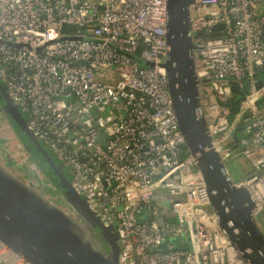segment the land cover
<instances>
[{"label":"built area","instance_id":"2783aa9c","mask_svg":"<svg viewBox=\"0 0 264 264\" xmlns=\"http://www.w3.org/2000/svg\"><path fill=\"white\" fill-rule=\"evenodd\" d=\"M167 21V0H0V82L72 189L115 228L119 264H246L171 107ZM189 21L199 112L221 160L249 167L233 182L264 230V0H194ZM7 133L0 159L13 166L24 148L0 107ZM1 250L0 264H25Z\"/></svg>","mask_w":264,"mask_h":264},{"label":"water","instance_id":"95a60500","mask_svg":"<svg viewBox=\"0 0 264 264\" xmlns=\"http://www.w3.org/2000/svg\"><path fill=\"white\" fill-rule=\"evenodd\" d=\"M193 2L167 0V52L163 68L171 107L185 146L203 179L218 227L246 264H264V230L252 215L254 204L243 188L234 185L226 164L212 147L199 112L200 81L195 76L193 60L196 47L189 35ZM0 107L15 133H23L58 178L59 186L48 180L61 199L59 204L54 203L0 159V244L25 264H119L121 248L115 228L104 226L72 189L65 177L66 169L56 163L27 128L1 82ZM237 138L238 134H234V141ZM23 148L25 151L24 144Z\"/></svg>","mask_w":264,"mask_h":264},{"label":"rangeland","instance_id":"374dc122","mask_svg":"<svg viewBox=\"0 0 264 264\" xmlns=\"http://www.w3.org/2000/svg\"><path fill=\"white\" fill-rule=\"evenodd\" d=\"M22 116L24 117L25 121L27 122L28 116L25 113H22ZM10 135H11L10 133H7V134H5V137H0V154H3L2 150L5 149L7 147V145H10L9 144V138H8V137H10ZM17 136H18L19 140H22L23 144L27 142L23 133L17 132ZM39 143L49 153V150H48L46 144L42 140H39ZM26 144H27V147H30V145H28V143H26ZM9 150L10 149L6 150V153H8ZM21 154H22V156H21ZM21 154L16 153L15 154L16 157H12V158H14L13 160L15 161V164L12 166L13 172L16 175H18L20 178H22L24 182L31 184L37 190H39L42 194H44L47 197H49L50 199H52L54 201V203L59 204L58 201L59 200L61 201V199L58 197V194L56 192H54L53 187L51 186V184H49V180L45 176L38 173L37 169H32L30 167L31 163L28 161V160H30L29 150L28 151L25 150ZM11 156H14L13 152L11 153ZM53 159L56 161V163L59 164V162L54 157H53ZM7 161H8V159H7ZM226 169H227L228 173L231 175L232 179L237 181V180L242 179V177L244 175L243 174L244 170H249V167L246 166L245 163L240 160L238 163H234V162L227 163ZM65 172L68 174L69 180H71V177H70L68 171L65 170ZM262 216H264V211H263L262 215L260 216V218ZM1 253H4L3 250L0 251V254Z\"/></svg>","mask_w":264,"mask_h":264},{"label":"trees","instance_id":"16d2710c","mask_svg":"<svg viewBox=\"0 0 264 264\" xmlns=\"http://www.w3.org/2000/svg\"><path fill=\"white\" fill-rule=\"evenodd\" d=\"M26 143H24V145L26 147V151L29 150V152H30V156H29L30 160H28L31 163L30 167L32 169H37L36 167H38V169H37L38 173H40L41 175H43L47 179H49L53 183V185L59 186L58 178L55 176V174L51 171V169L48 168L46 163L42 160L41 156L36 153V151L33 149V147L29 143H28V145H30V147H27ZM21 156H22V154H21ZM64 173H65V177L67 179H69L68 174L66 172H64Z\"/></svg>","mask_w":264,"mask_h":264},{"label":"bare ground","instance_id":"6f19581e","mask_svg":"<svg viewBox=\"0 0 264 264\" xmlns=\"http://www.w3.org/2000/svg\"><path fill=\"white\" fill-rule=\"evenodd\" d=\"M1 246H2V245L0 244V247H1ZM11 258H12L13 261H17V260H19V258H18L17 256H15V255L12 256Z\"/></svg>","mask_w":264,"mask_h":264},{"label":"flooded vegetation","instance_id":"af4514ba","mask_svg":"<svg viewBox=\"0 0 264 264\" xmlns=\"http://www.w3.org/2000/svg\"><path fill=\"white\" fill-rule=\"evenodd\" d=\"M43 147V146H42Z\"/></svg>","mask_w":264,"mask_h":264}]
</instances>
